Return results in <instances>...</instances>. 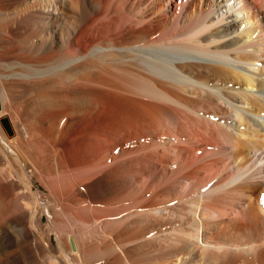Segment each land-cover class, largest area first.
<instances>
[{
  "label": "bare ground",
  "instance_id": "6f19581e",
  "mask_svg": "<svg viewBox=\"0 0 264 264\" xmlns=\"http://www.w3.org/2000/svg\"><path fill=\"white\" fill-rule=\"evenodd\" d=\"M177 1L0 0V264H264V0Z\"/></svg>",
  "mask_w": 264,
  "mask_h": 264
},
{
  "label": "rangeland",
  "instance_id": "374dc122",
  "mask_svg": "<svg viewBox=\"0 0 264 264\" xmlns=\"http://www.w3.org/2000/svg\"><path fill=\"white\" fill-rule=\"evenodd\" d=\"M178 1H177V3H178ZM1 24H4V20L0 17V25ZM12 35H14L13 36L14 47H13V50H12L13 51L12 52V57H10V58H6L5 57L4 58V57H1V55H0V76H2V77L5 76V74L6 75L11 74L10 72L17 73L18 70L20 71L21 67H19V65L17 63H18V59L19 58H23V57H21L23 55L22 50H26V49L30 50L31 49L30 47L33 45V40H30L29 38H26L27 37V33L24 30L23 31H19V32L15 33V34H12ZM0 48H1V42H0ZM20 52H21V54H20ZM0 53H2V50H0ZM28 54H31V55L34 54V55H32L33 57L30 55L31 59L33 60V61L31 60V65H38L39 63H37V58H36L38 56L36 55V53L35 52H29ZM35 55H36V57H34ZM4 63L6 65H4ZM7 63H9V64L12 63L13 68L12 69L8 68L7 66H9V65ZM13 63H14V65H13ZM2 77H0V83H1V80H2L1 78ZM9 105H10V102L7 103V108L9 107ZM28 164H30V163H28ZM27 170L29 171V174H31L33 172V168L31 166L28 167ZM50 218H51V216H50ZM47 219H48V216H45L44 217V223H47ZM54 244L55 245L57 244V242L55 240V237H54ZM134 260H136V259H134Z\"/></svg>",
  "mask_w": 264,
  "mask_h": 264
},
{
  "label": "water",
  "instance_id": "95a60500",
  "mask_svg": "<svg viewBox=\"0 0 264 264\" xmlns=\"http://www.w3.org/2000/svg\"><path fill=\"white\" fill-rule=\"evenodd\" d=\"M75 249V247H73Z\"/></svg>",
  "mask_w": 264,
  "mask_h": 264
}]
</instances>
